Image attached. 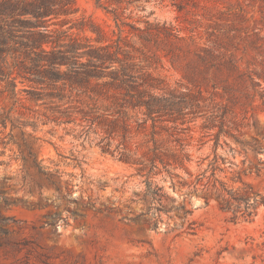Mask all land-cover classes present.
<instances>
[{"label":"rangeland","instance_id":"1","mask_svg":"<svg viewBox=\"0 0 264 264\" xmlns=\"http://www.w3.org/2000/svg\"><path fill=\"white\" fill-rule=\"evenodd\" d=\"M76 4L74 18H90L110 33L117 31L112 17L95 0H76ZM142 5L143 10L132 6L126 12L129 21L142 29L147 20L167 23L184 36L194 35L198 45L210 47L209 39L233 35L237 49H230L244 72L254 74L264 88V0H148ZM149 47L161 58L154 73L170 86L202 79L203 73L195 67V46ZM25 87L33 92L21 93L22 103L16 104L4 91L5 84L0 85V118L11 115L13 121L6 128L0 124V264H264V204L252 220L233 222L217 201L206 205L193 195L188 220L195 223L194 232L176 215L170 221L165 216L160 228L153 230L144 222L123 220L125 210L120 214L91 209L92 203L102 208V203L109 207L130 199L140 188L139 180L130 178L125 193L115 192L133 170L118 160L117 152L103 153L98 137L80 136L81 127L58 126V114L53 113L58 100L47 98L49 87ZM241 101L245 106H238L237 112L240 118L247 116L244 121L249 124L241 136L244 145L223 137L237 152L234 157L229 148L220 147L219 153L238 165L233 169L242 181L235 187H246L251 196L261 198L264 100ZM202 123L201 118L191 123L186 133L192 136L190 150L195 158L211 153L214 144L211 140L199 150L206 135ZM133 138V147L145 139L138 134ZM121 143L116 137L111 151ZM255 167L262 168L259 175L252 172ZM193 168L197 169L196 163ZM133 208L141 211V206Z\"/></svg>","mask_w":264,"mask_h":264},{"label":"trees","instance_id":"2","mask_svg":"<svg viewBox=\"0 0 264 264\" xmlns=\"http://www.w3.org/2000/svg\"><path fill=\"white\" fill-rule=\"evenodd\" d=\"M95 1L112 17L117 31L110 33L90 18H74L76 0H0V85L5 84L4 91L21 104V93L33 92L26 85L49 87L47 98L58 100L53 109L58 126L81 127L80 136L98 137L103 153L117 152L118 160L133 170L114 189L125 193L129 179L137 178L140 188L130 199L114 201L109 207L102 203V208L92 203L91 209L120 214L125 210L123 220L144 222L153 230L160 228L165 216L170 221L176 215L194 232L188 205L195 195L206 205L217 201L221 210L231 213L233 222L252 220L264 196H251L246 187H235L242 181L233 169L238 165L219 153L220 147L229 148L234 157L237 152L223 137L244 145L241 136L249 124L244 121L247 116L240 118L237 112L238 106H245L241 100H264L262 83L244 72L233 51L237 49L234 36H217L215 41L209 39L212 47L200 46L194 35L184 36L167 23L147 20L142 29L130 22L127 10L132 6L143 10L142 2L148 0ZM160 43L179 50L195 46V67L203 73L202 79L172 87L156 75L154 66L161 58L149 46ZM19 84L23 85L20 90ZM200 118L206 135L199 150L211 140L214 144L211 153L195 158L190 150L192 136L186 133ZM8 122H13L11 115L0 118L4 128ZM134 134L145 138L135 147L130 145ZM116 137L122 143L111 151ZM261 169L255 167L252 172L259 175ZM136 205L141 206L140 212L133 211Z\"/></svg>","mask_w":264,"mask_h":264}]
</instances>
